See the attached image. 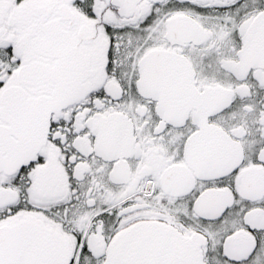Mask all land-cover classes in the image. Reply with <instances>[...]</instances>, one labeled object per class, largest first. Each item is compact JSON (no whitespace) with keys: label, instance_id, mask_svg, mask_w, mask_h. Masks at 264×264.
<instances>
[{"label":"snow or ice","instance_id":"snow-or-ice-1","mask_svg":"<svg viewBox=\"0 0 264 264\" xmlns=\"http://www.w3.org/2000/svg\"><path fill=\"white\" fill-rule=\"evenodd\" d=\"M0 264H264V0H0Z\"/></svg>","mask_w":264,"mask_h":264}]
</instances>
